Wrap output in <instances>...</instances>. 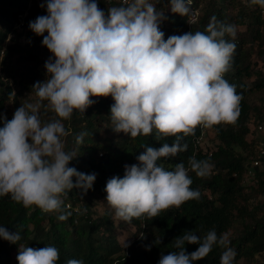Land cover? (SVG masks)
<instances>
[{
    "label": "clouds",
    "instance_id": "1",
    "mask_svg": "<svg viewBox=\"0 0 264 264\" xmlns=\"http://www.w3.org/2000/svg\"><path fill=\"white\" fill-rule=\"evenodd\" d=\"M251 3L264 7V0ZM46 8L48 14L38 16L29 28L40 36L47 32L42 44L54 60L45 64L49 78L33 85L37 103L19 107L0 128V197L10 196L26 208L35 205L44 213L61 212L58 219L67 220L71 213H63L61 196L74 188L86 192L96 175L68 166L77 155L64 150L61 138L68 132L61 120L70 119L74 110L84 113L94 103L91 97L111 96L114 131L131 138L154 131L157 139L175 137L171 146L146 147L137 157L139 165H125L123 178L107 181L106 201L116 216L126 222L145 215L157 217L198 200L200 193L190 187L193 181L183 162L172 171L157 162L186 151L188 145L181 141L194 135L197 126L236 123L242 96L224 78L236 47L224 37H235V27L213 16L208 34L191 31L165 41L159 28L163 12L150 0L111 7L107 16L96 0H47ZM170 8L172 13L188 16L190 0H170ZM43 101L60 119L42 125ZM83 137L82 133L77 142L82 143ZM188 163L198 177L208 176L212 169L207 160L194 156ZM0 237L12 243L21 239L18 232L9 233L2 226ZM186 242L200 246L188 254ZM216 244L226 248L221 264H233L236 252L227 246V237H218L215 230L203 238L185 232L175 239L179 251L163 255L159 264H193ZM58 259L54 246L25 247L17 256L19 264H57ZM67 264L84 262L71 259Z\"/></svg>",
    "mask_w": 264,
    "mask_h": 264
},
{
    "label": "trees",
    "instance_id": "2",
    "mask_svg": "<svg viewBox=\"0 0 264 264\" xmlns=\"http://www.w3.org/2000/svg\"><path fill=\"white\" fill-rule=\"evenodd\" d=\"M96 2L107 16L109 8L126 6L132 0ZM150 2L158 12H163L159 28L165 41L191 31L208 34L207 26L213 16L217 22L235 27V37L230 34L224 37L236 45L231 67L224 78L235 85L237 94L242 96L236 123L213 128L197 126L194 135L185 136L181 141L187 143L186 151L157 162L169 171L183 162L193 181L190 187L199 191L200 198L162 211L157 217L133 218L128 224L135 226L137 232L133 234V244L126 250L117 240L112 216L93 217L91 200L108 203L105 188L109 179L123 178L125 165H139L137 157L146 147L158 150L164 143L171 146L175 137L157 139L154 131L148 136L141 134L131 138L130 134L116 132L110 118L114 99L91 97L94 103L84 113L74 110L70 119L61 120L68 132L61 139L65 143L64 150L77 155L68 166L96 175L92 188L86 192L74 188L61 196L63 213H71L64 221L58 219L61 212L44 213L35 205L26 208L10 196L0 197V226L21 236L16 243L0 237V264H19L17 256L25 247L47 246L58 249L57 264H67L71 259L82 260L84 264H159L163 255L179 251L175 247L177 237L195 232L203 238L211 230H215L218 237H227V246L236 252L233 264H264V155L259 157L258 150L264 135L257 130L258 124H264V114L262 106L250 102L254 93L264 92V71L251 65L255 52L264 63L263 9L251 0H192L190 8L200 10V16L196 23L189 25V15L171 12L170 0ZM29 4L30 0H0V128L12 119L19 107L34 99L38 101L33 85L49 78L45 64L50 51L42 44L44 36L29 28V23L39 16L37 5L30 7ZM27 12L25 32L7 42L18 16ZM11 79L15 86L10 84ZM251 79L254 80L248 84ZM39 110L42 125L60 119L48 101L41 102ZM82 133L83 141L78 143L77 137ZM208 133L215 139L212 150H204L199 145ZM193 156L212 165L208 176L198 177L191 171L188 161ZM256 160L260 161L259 166H252ZM81 200L83 205L78 204ZM199 246L186 242L184 249L190 254ZM225 250L216 244L205 258L193 264H221Z\"/></svg>",
    "mask_w": 264,
    "mask_h": 264
},
{
    "label": "rangeland",
    "instance_id": "3",
    "mask_svg": "<svg viewBox=\"0 0 264 264\" xmlns=\"http://www.w3.org/2000/svg\"><path fill=\"white\" fill-rule=\"evenodd\" d=\"M263 9V16H264V7H261ZM22 42H28L27 40L22 39ZM48 58V60L50 58H54L53 54L51 52H49L48 56H46V58ZM251 65L255 66V68H259L260 70L264 71V63H262L259 59L258 56L255 52L254 56H252L251 58ZM260 71V72H263ZM254 79L248 80L247 83L251 84V82ZM14 80H10V84L14 85ZM15 86V85H14ZM16 92V91H15ZM250 102L252 105L258 106V107H263L262 109V114H264V92L262 93H254L251 96ZM37 103V101L34 99L32 101V104ZM40 112V110H39ZM13 118V116H12ZM260 138V137H259ZM199 145L201 148H203L204 150H212L215 148V139H214V135L212 133H208L204 138H202L199 141ZM65 145V143H64ZM260 147V145L258 146V148ZM87 200V199H86ZM92 204H93V208L91 210V212L93 213V217L94 218H101L107 214H110L112 216L111 220H113L114 222V232L117 236V240L118 242L124 247L126 248V250L128 249V247L133 244L134 242V238L133 234H135L137 232V229L135 228V226H133L132 224H128L129 222L123 221L122 219L118 218L115 214V209H113L111 206H108V203H106L105 201H102L100 199H92ZM79 205H83L82 200L80 201V203H78ZM126 244L128 245L126 247Z\"/></svg>",
    "mask_w": 264,
    "mask_h": 264
},
{
    "label": "built area",
    "instance_id": "4",
    "mask_svg": "<svg viewBox=\"0 0 264 264\" xmlns=\"http://www.w3.org/2000/svg\"><path fill=\"white\" fill-rule=\"evenodd\" d=\"M46 3L47 0H30V4L29 6L31 7L32 5H37L38 7V11H39V16H43V15H47V8H46ZM127 3V0H126ZM193 2L192 0H190V6H192ZM41 5H44V7H41ZM200 16V10L198 9H191L190 14H189V19H188V23L189 25L194 24L195 22L198 21ZM28 17V12L25 14H21L18 16V19L16 21V24L14 26V32L13 34H11L8 39L7 42H10L17 34H22L25 32L26 30V18ZM47 32H45L43 34V36H46ZM257 130L264 135V124H258L257 126ZM259 150V157L264 155V142H262L260 144V147L258 148ZM260 161L256 160L252 166H259ZM249 174H252L251 171H249ZM69 207V206H68Z\"/></svg>",
    "mask_w": 264,
    "mask_h": 264
}]
</instances>
